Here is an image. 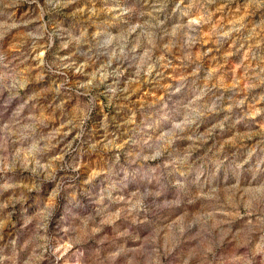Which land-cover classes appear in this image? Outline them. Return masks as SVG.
<instances>
[{
  "label": "rangeland",
  "instance_id": "1",
  "mask_svg": "<svg viewBox=\"0 0 264 264\" xmlns=\"http://www.w3.org/2000/svg\"><path fill=\"white\" fill-rule=\"evenodd\" d=\"M0 264H264V0H0Z\"/></svg>",
  "mask_w": 264,
  "mask_h": 264
}]
</instances>
